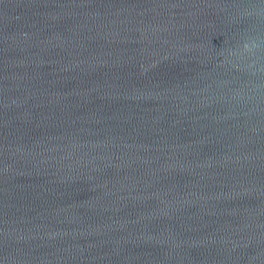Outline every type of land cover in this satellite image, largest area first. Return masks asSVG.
I'll use <instances>...</instances> for the list:
<instances>
[{
	"label": "water",
	"instance_id": "obj_1",
	"mask_svg": "<svg viewBox=\"0 0 264 264\" xmlns=\"http://www.w3.org/2000/svg\"><path fill=\"white\" fill-rule=\"evenodd\" d=\"M0 264H264V0H0Z\"/></svg>",
	"mask_w": 264,
	"mask_h": 264
},
{
	"label": "clouds",
	"instance_id": "obj_2",
	"mask_svg": "<svg viewBox=\"0 0 264 264\" xmlns=\"http://www.w3.org/2000/svg\"><path fill=\"white\" fill-rule=\"evenodd\" d=\"M245 47H246V49H247V45H246Z\"/></svg>",
	"mask_w": 264,
	"mask_h": 264
}]
</instances>
